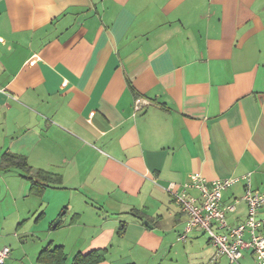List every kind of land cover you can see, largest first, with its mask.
<instances>
[{
  "label": "crops",
  "instance_id": "obj_1",
  "mask_svg": "<svg viewBox=\"0 0 264 264\" xmlns=\"http://www.w3.org/2000/svg\"><path fill=\"white\" fill-rule=\"evenodd\" d=\"M5 153L59 184L37 194L20 168L0 171L15 208L4 264H44L55 245L155 264L187 220L167 187L195 173L235 179L222 206L240 199L236 226L247 183L264 192V0H0V165Z\"/></svg>",
  "mask_w": 264,
  "mask_h": 264
},
{
  "label": "built area",
  "instance_id": "obj_2",
  "mask_svg": "<svg viewBox=\"0 0 264 264\" xmlns=\"http://www.w3.org/2000/svg\"><path fill=\"white\" fill-rule=\"evenodd\" d=\"M234 181L233 178L208 180L203 175L195 173L182 185L181 189H175L173 183L167 187L174 200L187 214L184 231L178 239L186 240L192 230L200 228L209 234L211 243L217 249L214 260L220 254H225L232 263L241 264L239 260L244 256L243 251L251 248L258 264H264V234L262 233L264 217H258L260 210L264 207V192L253 190L248 182L241 198L248 204L247 217L236 226L229 227L226 212L235 210V203L240 199L223 207L222 198L224 190ZM190 189L197 190L198 195L190 194ZM220 229H226V231H216ZM246 232L250 235L249 239L245 238ZM10 251L9 246L0 248V264L5 263Z\"/></svg>",
  "mask_w": 264,
  "mask_h": 264
},
{
  "label": "trees",
  "instance_id": "obj_3",
  "mask_svg": "<svg viewBox=\"0 0 264 264\" xmlns=\"http://www.w3.org/2000/svg\"><path fill=\"white\" fill-rule=\"evenodd\" d=\"M20 168L24 172V176L31 181V190L37 194H41L47 186H57L59 179L47 174L46 171L39 170L33 173L32 166L27 159L18 154L5 153L2 157L0 171L10 168ZM106 249H95L87 254L77 253L69 261L68 254L63 245H55L53 247H45L41 250L38 260L44 264H99L106 260Z\"/></svg>",
  "mask_w": 264,
  "mask_h": 264
},
{
  "label": "rangeland",
  "instance_id": "obj_4",
  "mask_svg": "<svg viewBox=\"0 0 264 264\" xmlns=\"http://www.w3.org/2000/svg\"><path fill=\"white\" fill-rule=\"evenodd\" d=\"M5 195H7V193L5 191L4 186L0 182V223L3 221V216H6V214L12 212L11 210L13 208L12 207L13 206L12 199L8 195L7 196H5ZM22 203H23V200H22V198H20L18 200L17 205L22 204ZM14 209L15 208H13V210ZM11 214L12 213H10L8 215L11 216ZM36 218H38V214L37 215L35 214L33 216L32 222H34L36 220ZM8 220H11V218H9ZM8 220L7 221L5 220V224H7V225H8ZM40 223H42V222H40ZM40 223L36 224L39 228H41V226H42V225H40ZM183 231H184V229L182 230V232ZM216 231L220 232L221 230H216ZM247 233L248 232H246L245 238H247V235H248ZM178 237H176V236L174 237V241H173V244L171 247L165 249L164 252L160 253L161 258L155 260V264H238L237 262L232 263L230 261V259L225 254H220V258L218 257V259H220V260L218 262L212 261L211 258L213 256L211 258H209L210 254L212 252V249L208 250V251H203V254L204 253L205 254L203 255L204 259H202V258H200V253L202 252L203 247H200L199 243L196 242L197 238L192 240L190 238L191 237L190 234H188V238L186 240H178L177 239ZM199 237H201L202 240L204 239V241H205L204 246H206L207 240L209 238V234L208 233L200 234ZM21 240H23V237ZM68 252H70V251H68ZM215 252H217V249L215 250ZM72 258L73 257H70L69 261H71ZM239 261L241 264H258V261H257L255 256L247 258V259L241 258Z\"/></svg>",
  "mask_w": 264,
  "mask_h": 264
},
{
  "label": "water",
  "instance_id": "obj_5",
  "mask_svg": "<svg viewBox=\"0 0 264 264\" xmlns=\"http://www.w3.org/2000/svg\"><path fill=\"white\" fill-rule=\"evenodd\" d=\"M58 222H59V219H57V220L55 221L54 225H57Z\"/></svg>",
  "mask_w": 264,
  "mask_h": 264
}]
</instances>
